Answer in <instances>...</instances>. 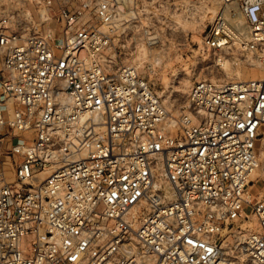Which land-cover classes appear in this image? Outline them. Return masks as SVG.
<instances>
[{
    "label": "built area",
    "instance_id": "built-area-1",
    "mask_svg": "<svg viewBox=\"0 0 264 264\" xmlns=\"http://www.w3.org/2000/svg\"><path fill=\"white\" fill-rule=\"evenodd\" d=\"M16 1L0 23V264H216L249 214L243 248L264 264V75L199 81L173 114L137 68L112 72L120 0ZM218 1L248 31L219 16L205 48L264 67V0Z\"/></svg>",
    "mask_w": 264,
    "mask_h": 264
},
{
    "label": "rangeland",
    "instance_id": "rangeland-1",
    "mask_svg": "<svg viewBox=\"0 0 264 264\" xmlns=\"http://www.w3.org/2000/svg\"><path fill=\"white\" fill-rule=\"evenodd\" d=\"M122 20L113 33L112 72L133 66L162 97L168 110L178 114L187 103L189 89L202 80L228 82L255 80L264 67L242 48L212 51L203 45L219 16L228 20L244 37L248 28L236 5L218 0H120ZM16 0H0V23L4 13L16 9ZM80 0H74L78 6ZM54 28L58 25L53 24ZM6 162L7 178L14 180L11 160ZM253 177L252 192H264V156ZM0 166H2L0 162ZM255 218L231 224L224 232L218 264H250L243 240L257 230Z\"/></svg>",
    "mask_w": 264,
    "mask_h": 264
},
{
    "label": "bare ground",
    "instance_id": "bare-ground-1",
    "mask_svg": "<svg viewBox=\"0 0 264 264\" xmlns=\"http://www.w3.org/2000/svg\"><path fill=\"white\" fill-rule=\"evenodd\" d=\"M257 62H258V61H257ZM240 81H241V80H240ZM261 155L264 156V150L262 151ZM243 241H244V240H243ZM219 261H220V259H218V261H217L216 264H218Z\"/></svg>",
    "mask_w": 264,
    "mask_h": 264
}]
</instances>
